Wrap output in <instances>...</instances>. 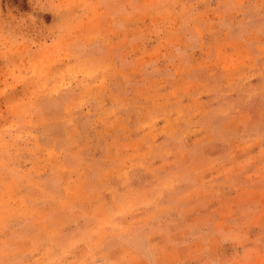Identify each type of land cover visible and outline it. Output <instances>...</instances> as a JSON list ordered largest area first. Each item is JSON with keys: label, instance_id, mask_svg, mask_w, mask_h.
Segmentation results:
<instances>
[{"label": "rangeland", "instance_id": "374dc122", "mask_svg": "<svg viewBox=\"0 0 264 264\" xmlns=\"http://www.w3.org/2000/svg\"><path fill=\"white\" fill-rule=\"evenodd\" d=\"M0 264H264V0H0Z\"/></svg>", "mask_w": 264, "mask_h": 264}]
</instances>
